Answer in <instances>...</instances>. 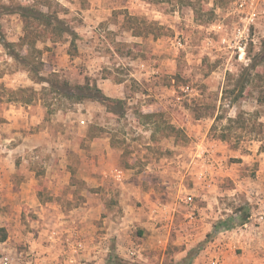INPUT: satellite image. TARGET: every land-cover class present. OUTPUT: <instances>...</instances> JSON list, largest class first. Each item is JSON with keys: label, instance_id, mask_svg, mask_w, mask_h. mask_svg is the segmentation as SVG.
<instances>
[{"label": "rangeland", "instance_id": "374dc122", "mask_svg": "<svg viewBox=\"0 0 264 264\" xmlns=\"http://www.w3.org/2000/svg\"><path fill=\"white\" fill-rule=\"evenodd\" d=\"M188 1L195 6L178 0H52L59 17L78 30L79 53L70 56L67 36L56 44L39 42L45 64L42 76L50 79L55 73L71 88L96 83L107 96L127 102L123 115L112 114L99 102L72 104L65 98L57 102L48 98L53 105L48 115L40 95L48 84L33 81L22 61L10 56L25 55L26 50L5 49L0 42V228L8 233L7 240L0 242V264H50L51 260L57 264L69 249L61 251L66 239L76 244L81 238L101 237L109 233L107 217L118 223L143 213V191L159 193L165 205L173 198L181 202L179 196L193 182V165L212 177L215 194L218 190L224 194L210 219L213 226L232 219L237 229L245 213L251 218L246 220L249 225H264V105L258 101L264 98V86L258 79L252 82L257 71L264 76V0ZM242 1L246 2L243 15ZM33 3L0 0V5ZM247 13L257 18L251 23L246 55L239 59L247 35L239 37L237 31L248 23L241 19ZM127 16L136 18L143 36L125 31ZM88 17L92 19L88 22H95L92 27L99 24L85 38L81 31ZM0 18L4 39L18 43L23 36L21 18L16 14ZM21 90H35L39 95L33 104L42 108L37 109L34 123L22 124L20 117L15 126L17 122L3 117L2 108L12 98H32L31 91L16 95ZM116 110L122 113L119 106ZM140 112L164 113L161 125L180 132L155 134ZM241 113L258 114L253 121L262 123V129L249 124L247 129L236 126L224 133L228 119ZM99 128L104 132L97 143L104 140L106 145L92 144ZM224 134L226 140L221 139ZM4 135L15 137L3 139ZM110 167L123 169L122 182L98 177L99 171ZM8 175L10 179L4 180ZM33 175L38 193L28 198L20 187ZM48 177L57 179L50 183ZM84 206L94 212L88 215L92 221L85 237L76 229L85 217L79 212ZM104 207L108 212L99 218ZM76 209L77 213L70 212ZM178 216L171 230L163 229L165 237L171 231L166 248L150 255L143 251L147 264H197L200 250L217 238L213 229L209 239L184 256L178 251L174 227L178 231L193 227ZM141 228L127 235L133 248L148 240L139 233ZM118 239L117 235L107 238V249L117 257L115 264H125L117 263ZM259 249L264 255V247ZM215 256L222 261L220 254ZM209 261L206 254L205 264Z\"/></svg>", "mask_w": 264, "mask_h": 264}, {"label": "crops", "instance_id": "0c3cea01", "mask_svg": "<svg viewBox=\"0 0 264 264\" xmlns=\"http://www.w3.org/2000/svg\"><path fill=\"white\" fill-rule=\"evenodd\" d=\"M88 21H92V19H89V17L86 18V25L83 27L84 30L81 31L82 33H84L81 34V36L83 35V37L85 38L86 34L88 35L92 32L95 33L96 27L99 24V22H96V26L92 27L95 22ZM100 21L102 22L103 20ZM73 29L78 35V41L80 38V34L78 30H76V28ZM125 31L132 32L131 30L126 28ZM77 48L79 53V47L77 46ZM9 102V106H4V108H2V113L3 117H6L10 122H17L15 126L18 124L20 117L23 119L22 124L24 122L27 124H30L31 122L34 123L33 119L36 115L37 109L39 108L41 110L42 108L41 106H35V104H33L35 101L32 104H22L11 100ZM43 108L46 109L44 106ZM85 123V120H81L82 125H85ZM101 134L102 133H100V136L98 138L91 137L93 145H106L104 140H101L100 143H97V141L101 139ZM16 135L18 134L16 133ZM11 137L13 138L15 137V135H4L3 139H9ZM107 145L109 146L110 142ZM100 174L104 179L113 178L116 182H122L124 179V171L121 167H110L103 170L102 172L99 171L98 177H100ZM191 174L193 175L191 178L193 182L190 183V187H188L189 191L185 194L186 196H179L181 202L176 201V198H173L172 203H169V205H165L163 201H159V199L161 198L159 193H156L153 190L143 191L146 201V204L141 201L142 207L140 209L143 211V213H139L138 215L135 214L134 216H126L125 218H122L121 222L118 219V223H114L113 217H107L105 225L107 228V233H109L101 237L98 236L97 238L89 237L87 239H84L86 241L81 238L78 242H82L83 249L75 256L73 254H69L72 253V248L75 242H73L72 239H66L68 241L66 244H60L62 248L61 251H64L66 247H68L69 249L68 251L64 252V254H62L61 259L59 261L57 260L56 263L113 264L112 262L115 261L117 257H112V253L110 252L109 248L107 249L106 241L107 238L113 235H117V237L119 238L117 240V252H119L120 255H118V262L125 264H147L148 260L146 259L147 257H144L145 254L143 255V251L146 254H148L149 252L150 255L152 252H156L155 254H157L159 252V248H166L168 242L171 240L169 234L171 231L168 232V236L165 237L166 232H164L163 229L171 230L176 217L179 218L178 215H183L188 224L193 227L189 230L182 228L180 229V231H178L179 229H177L176 226L174 227V230L177 231L178 240L176 242V245L177 247L179 246L178 251H182V253H185V256L190 248H196L199 246V244L206 241L205 238H207L208 234H210L214 229L213 221H211L210 219L212 215H215V213L217 212L216 205L219 204L221 198L224 196V194H222V192L219 190L218 193L215 194V191H213L215 187L213 185L212 177H209L206 174L205 169L202 168L196 170V166L193 165ZM9 176L10 175L6 176L4 180L10 179L8 178ZM47 179L50 181V183H52L51 180L55 179L56 181L57 178L48 177ZM22 184L23 185L20 187V193H22L23 195L26 194L28 198L37 196L38 192L36 189L38 186V182L35 175L26 177V179L23 180ZM162 185L165 184L162 183ZM189 197L192 198V202L190 204L186 202L187 198ZM181 203H185L186 206L182 205ZM100 208L102 207H98V209ZM146 208H148L149 211L145 214ZM70 212L77 213V209L74 210V212ZM79 212H83L82 216L85 215V217H81L79 219L77 226L80 229L78 227H76V229L80 235H83L85 237L88 233L87 228L91 226L90 222L92 221L88 215L94 212L92 209L86 208L85 206L83 208L81 207ZM107 212L108 209L104 207L102 214L101 211L99 212V218H101V216L105 215V213ZM165 218L168 221L167 223L165 222ZM248 219L251 218L249 217ZM260 225H249L248 223L244 222L237 229L217 230V238L213 241H210L205 249L200 250L198 257L196 258V263L200 264L202 262V264H205L206 254L211 260L218 253L222 256L221 264H232L231 260H235L239 264H264V255H261V250L259 249L260 245L264 247V225ZM137 226L142 227L139 233L141 234V236H145L146 238H148V240H141L142 243L133 248V246H131V242L128 239V236L129 233H132V231ZM238 249H241L242 252L235 255L233 251ZM258 249L260 250V252L258 251ZM183 259L181 258L180 261L183 262ZM50 264H54L52 260L50 261Z\"/></svg>", "mask_w": 264, "mask_h": 264}, {"label": "trees", "instance_id": "16d2710c", "mask_svg": "<svg viewBox=\"0 0 264 264\" xmlns=\"http://www.w3.org/2000/svg\"><path fill=\"white\" fill-rule=\"evenodd\" d=\"M163 2H169L171 0H162ZM180 2H186L190 7L195 6L192 1L188 0H178ZM54 5L52 0H34L32 5H23V4H1L0 5V17L4 15H18L21 18L23 23V36L19 39L18 43H9L4 39L1 18H0V42L4 45L5 49L9 47H19L26 50L25 55L11 54L10 56L14 57L16 60L22 61L26 70L31 75L32 80L38 84L47 83L48 87H43L40 95L42 96L43 106L47 109V113L52 114V103H49L48 98H52L53 101H59L62 99H68L72 104H79L84 101H94L99 102L104 105L106 109L114 115H123L124 110H127V102L125 100H118L111 97H108L96 83H86L85 85H80L75 88H71L68 81L61 80L59 76L55 73L50 74L51 78L47 79L42 76L41 72L44 70V62H42L43 50H40L37 47L39 42H51L56 44L62 41L65 36L71 38V43L69 46L70 56H75L78 52L77 48V33L75 30L67 23L66 20L59 17L58 11L53 10ZM136 18L133 16H127L125 25L128 26V29L133 32V35L140 37L144 35V32L137 26ZM125 26V27H126ZM49 49V48H48ZM48 51V50H47ZM258 67V62L253 65V70H256ZM258 79L261 84L264 86V76L260 72H256L254 80ZM249 81V80H248ZM261 87V86H260ZM244 88V86H243ZM31 91L32 98H12L11 101L22 103V104H32L35 101L37 95H39L35 90H21L17 94H24ZM225 99V98H224ZM259 103L264 105V98H259ZM119 106L121 112H117L116 107ZM141 119L144 120L147 125L151 124L154 126L155 134L161 133L166 134L167 136L173 135L174 133L180 132L172 125L164 123V126L161 125L159 120L164 119V113H155V112H140ZM256 115H249L246 113H241L237 118L228 119V127L224 129V133H231L234 128L247 129L249 124L253 126L254 129H262L263 124L257 122L253 119L257 118ZM217 120L220 117L216 118ZM255 122V123H254ZM254 123V124H253ZM99 132L93 134V138H98L100 132L103 133L104 130L101 128L98 129ZM154 134V135H155ZM222 140H226L227 136L222 135ZM249 218L247 213L242 217V224L246 222ZM232 221V219H230ZM230 220H225L214 226V229H233L234 223H231ZM232 225H231V224ZM211 237L208 234L207 238ZM8 238V233L5 228H0V242H5ZM115 264V261L112 262ZM119 263V262H117Z\"/></svg>", "mask_w": 264, "mask_h": 264}, {"label": "built area", "instance_id": "2783aa9c", "mask_svg": "<svg viewBox=\"0 0 264 264\" xmlns=\"http://www.w3.org/2000/svg\"><path fill=\"white\" fill-rule=\"evenodd\" d=\"M245 4H246V2H244V1H242V2L239 4L240 9H241L240 12H241L242 15H243V13H245V11H244V9H243V7H244ZM245 17H246V18H245ZM256 18H257V14H255V13H252V14L247 13V14H245V16H242V17H241V19H242L243 21L246 19V20L248 21V23L245 24L243 28H240V29L237 31L239 37H240V36H241V37H244L243 35H245V33H246V35H247L245 38H243V40H242V45H241L240 48H239V51H241V54L239 55V59H242V58L245 57V55H246V50H247V49H246V48H247V43H246V42L249 41L250 28L252 27V25H254V24H251V23H253V22L256 20ZM186 202L190 204V203L192 202V198H191V197L187 198V201H186ZM82 249H83V244H82V242H77L76 244L73 245V251H74V254H78ZM209 264H221V260H220L219 256H214V257L210 260Z\"/></svg>", "mask_w": 264, "mask_h": 264}]
</instances>
